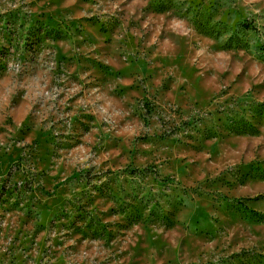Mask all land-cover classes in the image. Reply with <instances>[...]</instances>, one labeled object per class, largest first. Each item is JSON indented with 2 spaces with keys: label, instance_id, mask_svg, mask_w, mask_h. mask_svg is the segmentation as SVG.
Wrapping results in <instances>:
<instances>
[{
  "label": "rangeland",
  "instance_id": "1",
  "mask_svg": "<svg viewBox=\"0 0 264 264\" xmlns=\"http://www.w3.org/2000/svg\"><path fill=\"white\" fill-rule=\"evenodd\" d=\"M0 264H264V0H0Z\"/></svg>",
  "mask_w": 264,
  "mask_h": 264
}]
</instances>
